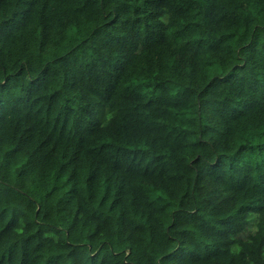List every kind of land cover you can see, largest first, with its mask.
Listing matches in <instances>:
<instances>
[{
  "label": "trees",
  "instance_id": "obj_1",
  "mask_svg": "<svg viewBox=\"0 0 264 264\" xmlns=\"http://www.w3.org/2000/svg\"><path fill=\"white\" fill-rule=\"evenodd\" d=\"M0 264H264V0H0Z\"/></svg>",
  "mask_w": 264,
  "mask_h": 264
},
{
  "label": "rangeland",
  "instance_id": "obj_2",
  "mask_svg": "<svg viewBox=\"0 0 264 264\" xmlns=\"http://www.w3.org/2000/svg\"><path fill=\"white\" fill-rule=\"evenodd\" d=\"M250 229H251V231H252V230L254 229V226H251ZM243 236H246V233L243 234Z\"/></svg>",
  "mask_w": 264,
  "mask_h": 264
}]
</instances>
